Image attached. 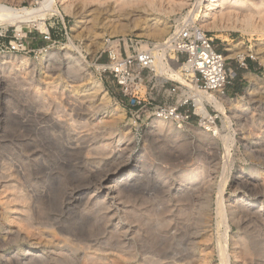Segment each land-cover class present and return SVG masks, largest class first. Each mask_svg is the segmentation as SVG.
Masks as SVG:
<instances>
[{
  "label": "rangeland",
  "instance_id": "1",
  "mask_svg": "<svg viewBox=\"0 0 264 264\" xmlns=\"http://www.w3.org/2000/svg\"><path fill=\"white\" fill-rule=\"evenodd\" d=\"M12 1L19 8H39L43 0ZM245 1L256 12L264 14V0ZM120 4L118 0L80 4L82 19L65 15L59 6L65 19L60 15L48 16L45 21L48 32L37 27L21 32L17 26L0 25V264H172L171 255L181 250L180 241L186 239L183 236L188 229H183L174 242L154 243L144 235L140 239L134 231L123 227L134 225L121 210L123 205L108 209L107 205H112L110 197L106 200L107 205L103 204L104 199L92 197L97 181L117 165L139 162L143 169L136 181L139 187L125 193V205L132 212L151 211L144 219V223L150 219L151 226L158 220L161 228L164 227L167 217L173 220V225L188 227L196 243L197 261L193 264H221L219 247L224 228L218 224L219 194L223 193L225 201L231 198V202L245 197L252 201L257 199L253 210L262 209L264 214L262 61L244 55L228 62L237 76L225 94L236 106L239 100L247 98V91L252 86L250 75L254 74L260 84L253 86L256 90L254 101L244 103V108L237 114L228 106L226 115L207 105L209 112L217 116L216 127L220 131H225L226 117L232 120L231 129L225 132L235 139L230 159L225 156V143L219 135L211 134L216 142L214 147L209 146L206 138L199 137L197 130L205 128L199 125L196 116L184 134H178L175 129L157 133L153 129V123L160 120L154 114L156 107L177 105L178 100L186 96L192 99L188 108L193 112L197 111L196 101L185 94L189 88L185 82L157 78L150 89L142 88L143 105L130 108L116 84L101 74L98 67L106 63L103 49L106 39L111 37L107 33L122 24L134 27L133 17L118 21ZM192 9L193 6L188 5L182 12L171 14L147 9L146 13L152 18L146 25L143 23L146 14L144 17L136 15L139 19L136 28L128 34L113 37H134L153 43L167 41L175 35L179 25L183 26L184 18ZM155 18L171 26L163 41L147 36ZM78 20L81 22L73 30ZM203 29L225 54L229 53L230 46L243 41L249 47L262 42L264 49V36L251 38L234 29L221 32ZM48 33L51 40L45 39ZM102 41L104 47L100 49ZM11 45H18L20 50L11 51ZM43 55L46 60L41 62ZM89 73L102 82L111 98V108L100 111L103 122L100 126L93 123L92 110L89 111L92 105L88 99H83L86 93L80 89L86 84L83 79ZM167 80H170L169 85L181 83L182 92L169 96L160 87V81ZM75 88L78 90L74 91ZM74 109L76 113L72 112ZM77 113L83 117L79 119L75 116ZM57 120L60 121L56 123ZM75 120L91 123L89 127L79 126L78 135H75L70 132ZM172 124L174 128L179 126ZM253 144H257L258 156L255 157L246 151ZM214 153L218 155L215 160L211 156ZM209 159L214 160L215 173L205 188L202 184L191 185L194 192L183 204L169 196L180 186L190 184L187 172L210 162ZM245 176L257 184L256 198L238 182V177ZM82 189L84 192L78 196L77 191ZM182 214L186 221L181 220ZM118 223L123 225L121 229L117 228ZM251 229L247 231L250 255H245L237 244L242 233L237 226L230 230L227 243L223 238L222 243L227 244L231 254L229 264H262L260 252L264 249V229L254 225ZM134 241L138 254L134 260L128 254L108 251L129 250ZM99 248L106 252H98ZM163 254L169 258H160Z\"/></svg>",
  "mask_w": 264,
  "mask_h": 264
},
{
  "label": "bare ground",
  "instance_id": "2",
  "mask_svg": "<svg viewBox=\"0 0 264 264\" xmlns=\"http://www.w3.org/2000/svg\"><path fill=\"white\" fill-rule=\"evenodd\" d=\"M96 1L98 0H43L42 2L39 3V6H40L39 8H34V7L19 8L18 6H15V4H13L12 0H0V25L2 24L3 27L17 26L18 30H20L21 32H24L25 28L29 29L31 27H37L40 31L48 32V28L45 23L48 16L57 17V15H60L61 17H64V15H62V13L59 10V6L63 8V12L65 13V15L72 16L75 19H82L81 11H80L81 8L79 7L80 4L84 5L87 2H96ZM118 1L121 3L120 4L121 13L119 16L120 20L118 21H121V19L128 20L130 19V17H133L134 18L133 29L138 26L136 23L139 19L136 18L137 17L136 15H138L139 17L141 14V16L144 17L145 16L144 14H146V17L144 18V21H143V23L146 25L147 22L151 20L152 18L151 15H148L146 13L148 10L157 11L159 13L168 12V14H171V13L182 12L186 6L190 5L191 7L193 6V9L186 15L187 17L186 16L185 17L190 19L192 23L199 24L203 32H204L203 28H209L211 29V31H214V32H221L225 29H234L240 32L243 36H248L251 38H254L256 36L262 38L264 36V14H261L262 12H256L252 5L246 4L245 0H196V3L195 2L193 3V0H118ZM134 6H136L137 8H132ZM128 9L130 11H128ZM165 9L167 10L165 11ZM201 10H202V15L200 14ZM153 20H155L154 26L150 29L149 33L147 32V36L158 39L159 41H163L164 37L167 34H169L171 26H169L168 23H166L165 21H162L161 19L155 18ZM80 22L81 21L79 20L76 22L75 26L73 27V30L79 26ZM133 29L130 28L129 25L122 24V25H119L118 27H115L113 31L107 34L110 35L111 37L116 36V35L117 36L125 35V34H128V32H130ZM261 45H262V42L261 43L258 42L255 44L254 47H249L243 41L242 43L238 45L230 46L228 48L229 53L226 54L227 60L234 59L235 57H238V56L252 55L253 57L259 58L264 64V49L261 48ZM103 47H104V44L102 41L100 49ZM145 47L146 45H144V48ZM45 60H46V56L43 55L42 58H40V61L44 62ZM181 68H182L181 64L175 65L169 68L162 60H159L157 68H156V72H157L156 76L158 79L159 78L174 79L177 81H181L183 83L185 82L189 87L188 92H185V94L195 99L197 111L201 113L202 115L207 114V105L212 106L217 111L225 115H226L227 107L231 106L233 107V110L236 112L235 114H237V112H239L238 111L239 109L244 108L245 106L244 103L252 102L256 98V90L253 89V86H256L257 84H259L258 82L259 80L257 76L254 74L250 75V81L252 83V86L247 91V98H242L241 100L238 101L236 106H234L233 105L234 102L231 100V98H229L222 91L212 92V93H205V92L197 91L196 87L193 84L186 81L184 75L182 74ZM83 81L86 82V84L82 85V87L80 88L81 90L84 89L86 93L83 99H88V101L91 103L92 109H89V111L92 110L91 112L93 116L92 118L93 123L96 122V125L100 126L103 123L102 119L100 118L101 116L99 115L100 111L101 109L111 108V98L108 95L107 91L104 89L102 82L99 79H96L94 76H92V74L90 75L87 74V76L84 77ZM167 81H170V80H167ZM262 83L263 82H261V85ZM77 90L78 88L77 89L75 88L74 91H77ZM28 102H25V103L27 104ZM96 104H98V106ZM36 107H38V103ZM72 112L76 113V109H74ZM75 116L78 117L79 119L83 117L82 114H79V113H77ZM36 117H37V113H36ZM58 121L60 120H57L56 123ZM25 123H26V120H25ZM90 123L91 122L89 120L85 121V123L75 120L74 121L75 126H70V128L74 127L72 130H70V132L75 135H78V127L79 126L80 128L89 127L88 125ZM231 125H232V120L226 117L224 121L225 131H220L217 127L212 128L210 126H208L205 130L203 129L200 130L201 129L200 128L197 131H198V135L200 138H206L208 140V144L210 147L216 146L215 138L211 134L217 135V136L219 135V137L223 139L225 143V150H226L225 156L228 159H230V157L232 156V151H233L232 147L234 146L235 139L230 135L229 132L226 134L225 132L231 129ZM187 127L188 126H178L174 128L172 122H167L164 120H156L153 123V129L157 133H165V132L172 131L175 129L178 132V134H184L186 133L185 132L186 129H188ZM256 145L253 144L247 148L246 151L249 152V156L251 157L258 156L257 155L258 151H256V148H257ZM211 156L214 157L213 159L215 160V158H217L218 155L214 153ZM209 160L210 162H207V163L205 162L203 165L198 166L197 168L187 172L188 181L190 182V184L188 183L185 186L179 185L180 187L176 189L174 193H171V194L169 193V196L175 197L178 203L183 204L185 203L187 199L191 198L190 196L194 192L191 185L202 184L204 185V188H205V185L207 184L209 180H211L212 176H214V173H215V168L213 165L214 160L213 161L211 159ZM141 173H143V169L141 168L139 162H136L135 164L128 165V166L127 165L126 166L117 165L109 173H106L101 178V180L97 181L92 197H95L96 200L104 199L105 202H103V204H106V205L108 204L106 200L110 197L112 201L111 203L112 205H107L109 206L108 209L113 208V206H118L119 208L120 204L123 205L121 210H123L127 218L129 217L130 220H132L130 223L131 224L134 223V225H130L127 227V226H123L122 224L118 223L117 228L121 229L123 226L124 228H127V230L129 231L132 230L137 235V237L140 239H142V236L144 235L147 238H149L150 241L154 243H157V242L164 243L167 241L174 242L178 238V235L182 232L183 229H188L186 233L184 232V236H183L186 239H183L180 241L181 250L171 255L172 256L171 259L173 260L172 264H180V263L181 264H193L195 261H197V256L195 254L196 243H195V239H193V235L190 234L188 227H186L184 224H181V228L179 227L180 226L179 224L173 225L171 223L173 222V220L171 218L168 219L167 217L166 219H164L166 220L165 223H167L165 224L164 227L162 226L161 228L160 222L158 220L154 226H151L149 224L150 219H147V222L144 223L145 217H148L151 211L140 212V210H137V211L133 210L132 212L129 210L128 206L125 205L124 199L127 197L125 193L127 191L129 193V191H133L139 187L136 181L140 179ZM238 180H239L238 182L240 183V185H242L245 188V191L250 192V195H253V197L256 198V194L259 193L258 191H257L258 193L256 192L257 184L254 185L253 184L254 182L253 183L250 182L248 176L238 177ZM83 192H84L83 189L78 190L77 195L80 196ZM174 194L175 196H173ZM219 195L220 196L218 197V201H217L218 203L217 213H218V219H219L218 224L220 226L222 225V228H224L223 238H225V243H227L226 238L228 237L230 230H232L233 226L235 225L239 228V230L242 231L240 235V241H239L240 243H237V244H240V246L244 250L245 255H250L251 254V244L248 241L249 239L248 232H247L248 228L251 229L252 226L254 225V226H257V228L259 229L261 228L264 229V214L261 212L262 209L258 212L253 210V205L254 203L257 202V199L256 201H252L245 197L242 199H235L233 202H231L232 201L231 198H229L228 201L224 200L225 196L223 195V193ZM129 204H130V201H129ZM129 212L131 213V215L128 214ZM181 217H182L181 219L182 221L187 220L185 215L182 214ZM194 234H197V233H194ZM223 238H221L222 240L220 241L219 258H220L221 264H229L231 254L229 253L227 244L222 243L224 240ZM135 244H136L135 241L132 242V247L129 250L123 251V250L109 249L108 251H111V252L115 251L114 253L124 254V255L128 254L130 258L134 260L138 256V254L135 252L136 251ZM97 251L100 253L106 252V250L102 248L97 249ZM260 254L262 258V264H264V249H262V252H260ZM160 258L166 259L169 257L168 255L163 254V256H160Z\"/></svg>",
  "mask_w": 264,
  "mask_h": 264
},
{
  "label": "built area",
  "instance_id": "3",
  "mask_svg": "<svg viewBox=\"0 0 264 264\" xmlns=\"http://www.w3.org/2000/svg\"><path fill=\"white\" fill-rule=\"evenodd\" d=\"M182 25L178 26L175 35L164 42L153 43L134 37L106 39L103 52L107 60L100 66L101 74L108 76L116 84L128 107L139 108L145 102L141 95L142 88L150 89L157 79L159 60L169 68L181 64L186 81L193 84L197 91L225 93L235 81L237 75L229 67L226 54L215 45V40L206 31L203 32L199 24L192 23L188 18ZM45 39L51 40L50 33ZM19 48L18 45H11V51L18 52ZM169 82H160L161 89H165L169 96H177L182 92L181 83L169 85ZM191 100L184 96L178 100L177 105L164 104L156 107L154 114L160 120L179 126H190L196 116L202 128L216 127L217 116L210 113L208 108L206 115L198 111L192 112L188 108Z\"/></svg>",
  "mask_w": 264,
  "mask_h": 264
}]
</instances>
